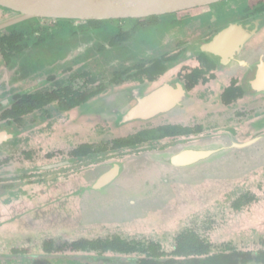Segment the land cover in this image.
<instances>
[{
	"label": "flooded vegetation",
	"instance_id": "obj_1",
	"mask_svg": "<svg viewBox=\"0 0 264 264\" xmlns=\"http://www.w3.org/2000/svg\"><path fill=\"white\" fill-rule=\"evenodd\" d=\"M17 16L0 7V24ZM42 21L51 23L42 25ZM239 31L245 34L240 36ZM19 32L24 35L21 51L2 46L6 37ZM37 48L47 53L34 58L43 63L47 59L44 69L54 63L58 69V63H64L60 74L37 79L39 67L29 61V53ZM21 58L23 65L14 67ZM0 60V77L11 70L16 80L10 85L11 93L0 92V205L8 209L34 200L37 186L52 183L47 177L52 171L81 161H93V171L69 185L89 180L111 162L169 151L228 149L219 160L206 164L207 168L259 140L260 134L247 124L264 114V0H225L138 19H35L0 31ZM32 79L35 81L27 83ZM21 85L28 86L20 90ZM25 97L43 102L33 103L37 108L31 111L15 109ZM91 103H95V113L84 111ZM77 112L94 119L90 127L114 137L108 142H81L67 152L61 144L46 140L47 127L59 117L67 121ZM78 120L74 118L70 124L84 135ZM241 133L247 138L240 139ZM25 134L31 141L27 149L22 147ZM35 140L45 147L41 157ZM127 140L132 144L118 146ZM83 146H91V151L79 156ZM122 151L139 154L102 163L105 157ZM4 153L8 156L2 157ZM42 156L49 163L36 166V158ZM62 156L66 160L57 161ZM54 165L61 166L49 168ZM10 213L7 220H0V246H18L24 238L31 239L30 232L28 237H20L24 234L13 228L17 221L26 220L24 214L30 215L31 209ZM81 239L84 237L71 242ZM44 243L40 257L27 248L12 247L7 255L0 253V262L35 264L38 260L33 259L38 257L41 263L52 264L55 255L84 253L59 252L63 243H55V251L48 253ZM92 259L112 260L90 257L86 264H95Z\"/></svg>",
	"mask_w": 264,
	"mask_h": 264
},
{
	"label": "rangeland",
	"instance_id": "obj_2",
	"mask_svg": "<svg viewBox=\"0 0 264 264\" xmlns=\"http://www.w3.org/2000/svg\"><path fill=\"white\" fill-rule=\"evenodd\" d=\"M49 23L51 22L42 21V25ZM41 50L43 49L37 48L29 53L31 57L29 61L36 63L39 67L37 79L41 80L52 73L60 74V69L65 67L63 62L58 63V69H55V63L51 68L45 66L44 69L47 59L44 63L40 58L34 60L35 56L47 55L45 51L41 53ZM23 62V59L19 62L16 60L14 67L22 66ZM8 72L3 71L1 74L0 92H12L10 85L14 84L16 80L13 71L9 70ZM34 81L32 79L27 83ZM27 86L21 85L19 89ZM84 111L95 113V103L84 106ZM262 117L264 114L252 119L247 124V127L255 134H260V141L258 140L256 145H250L249 149H243V151L239 150L237 154L207 168L202 166L205 169L196 168L188 172L174 174L169 184L161 185L153 193L142 192L144 189L139 180L149 174L159 176L161 168L149 171L150 165L146 160H143L144 158L136 157L137 160H131V166L128 165L130 170L127 174V181H123V179L119 181L112 189L114 193H111L109 199L105 197L92 199L91 194L82 196L79 194V188H76L77 184L81 183L69 185L77 178L80 179L86 174H90V170L95 166L93 161L85 160L67 168L52 171L47 176L52 183L47 184L45 188L37 186L34 200L15 203L13 208H9L10 211L7 207L0 205V220L5 218L4 221L12 216L10 212L14 210L26 212L27 209H31L30 215H28L29 213L24 214L26 220L21 223L17 221L13 227L15 230H19V233L24 234L23 236L19 235L20 237H28L27 233L30 232L31 239L28 241L24 238L18 246H15L16 244L0 246V253L7 255L12 247H22L29 249L30 254L40 257L43 253V243L49 239L60 244L65 241L71 242L81 236L84 238L107 237L116 233L128 239L154 240L160 242L166 250H171L174 238L188 228H197L210 240L214 245L213 252H229L230 250L226 247H232L242 252H258L263 249L261 240H264V131H260L256 123ZM74 118L80 120L82 128L79 130L84 135L77 132L78 127L70 124ZM93 120L78 112L67 121L64 117H59L50 127H47L48 129L44 130L46 132L44 137L48 141L61 144L60 146L66 149L65 152L81 142H108L114 137L103 129L99 131L95 130V126L90 127L89 125L94 123ZM97 133L99 140L95 137ZM27 135L25 134L24 140L22 139L24 142L22 147L25 149L31 142ZM246 138L245 135H242L240 139ZM34 144L37 147V156L41 157L45 149L43 143L35 140ZM54 151L55 147L52 145L51 152L54 153ZM134 154H139V152H117L112 156L105 157L102 163L115 160L114 158L118 161ZM5 156L8 155H2V157ZM36 159V166L49 163V160L44 156L41 159ZM63 160H66L64 156L57 159V161ZM111 164L112 162L108 166ZM5 173L6 171H4ZM136 179L139 182L135 181ZM65 180L69 182L66 185L61 184ZM55 181L56 184L53 183ZM125 182L130 191H125L128 190L124 188ZM115 194L116 196H114ZM245 194L256 195L259 202L244 208L241 212L235 211L233 202ZM130 200H135V203L131 204ZM8 233L12 235L11 231ZM38 257L33 259V261L38 260L34 261L35 264H51L41 263ZM90 257L112 259L117 264H135L137 258L133 255L112 253L101 257L92 253H67L55 255L52 264H86ZM93 261L95 262V260ZM0 264L6 263L1 261ZM244 264L259 263L248 261Z\"/></svg>",
	"mask_w": 264,
	"mask_h": 264
},
{
	"label": "water",
	"instance_id": "obj_3",
	"mask_svg": "<svg viewBox=\"0 0 264 264\" xmlns=\"http://www.w3.org/2000/svg\"><path fill=\"white\" fill-rule=\"evenodd\" d=\"M222 1L225 0H0L1 8L18 14L14 19L0 24V31L41 18L79 21L138 19L171 14ZM256 126L260 131H264V117L257 121ZM250 145H243L241 148ZM227 152L228 149L223 150L218 147L207 150L190 149L179 153L164 152L165 154L152 153L140 156L139 159L144 158L143 160H146L150 165L149 171L161 168L159 176L149 174L145 178L139 177L141 187L144 189L142 192L153 193L161 185L169 184L174 174L188 172L206 164L209 165L211 162L219 160ZM131 160H137V158ZM131 160L114 162L106 170L95 174L81 184H77L76 188H79V194L82 196L91 194L92 199L110 198L111 193H114L112 189L118 182L122 179L127 181V174L130 170L128 165L131 166ZM59 166L61 165H54L49 168L53 169ZM124 188L128 189L125 191H130L126 182Z\"/></svg>",
	"mask_w": 264,
	"mask_h": 264
},
{
	"label": "trees",
	"instance_id": "obj_4",
	"mask_svg": "<svg viewBox=\"0 0 264 264\" xmlns=\"http://www.w3.org/2000/svg\"><path fill=\"white\" fill-rule=\"evenodd\" d=\"M8 45L13 51H21L24 47V35L19 32L14 37H6L2 46ZM5 50V49H4ZM3 50V53H4ZM36 102L30 101L25 97L21 104L15 109L33 110L37 108ZM36 106H34V104ZM131 141V140H130ZM130 141H122L118 146H129ZM91 146H83L79 156H86L91 151ZM259 199L256 195L245 194L233 202V208L237 212H241L244 208L258 203ZM55 241L53 239L46 240L44 250L48 253L55 251ZM263 249L258 252H242L232 247L228 251L213 252L214 245L208 240L197 228H188L183 230L174 238V245L171 250H166L164 246L154 240H137L128 239L119 234H112L107 237H95V239L84 238L76 242H66L60 245L57 250L59 252L74 251L84 253H95L100 257L112 253L117 255L136 256L135 264H244L248 261H256L264 264V240H261ZM95 264H117L115 261H95Z\"/></svg>",
	"mask_w": 264,
	"mask_h": 264
},
{
	"label": "bare ground",
	"instance_id": "obj_5",
	"mask_svg": "<svg viewBox=\"0 0 264 264\" xmlns=\"http://www.w3.org/2000/svg\"><path fill=\"white\" fill-rule=\"evenodd\" d=\"M239 33H240V36L241 35H244L245 34V31H239ZM241 38H243V37H241ZM240 39V38H239ZM82 114V113H81ZM136 114L137 115H139V112H137V113H135L134 115H132L133 117H136Z\"/></svg>",
	"mask_w": 264,
	"mask_h": 264
}]
</instances>
